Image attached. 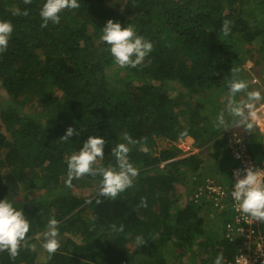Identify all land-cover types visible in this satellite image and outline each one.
<instances>
[{"label": "trees", "instance_id": "obj_1", "mask_svg": "<svg viewBox=\"0 0 264 264\" xmlns=\"http://www.w3.org/2000/svg\"><path fill=\"white\" fill-rule=\"evenodd\" d=\"M43 2L0 0V19L13 24L0 52V198L23 208L30 221L17 255L0 249V264H213L219 253L230 264L246 242L207 230L212 214L206 207L214 208L199 190L203 174L221 168L218 159L216 167L204 163L202 154L218 139L231 155V137L252 144L264 135L248 113L245 125L228 129L215 118L226 105L224 81L231 69L245 78L240 66L256 44L262 56L255 72H263L264 0H121L118 7L79 0V8L61 11L59 23L42 27ZM17 9L28 14L16 15ZM108 18L131 23L152 42L136 67L116 64L100 39ZM233 97L234 104L241 101ZM68 126L78 131L62 141ZM91 134L106 140L94 166H114L111 147L125 135L137 141L129 158L139 174L116 198L100 193L99 176L82 175L99 185L88 197L69 181L67 160ZM158 140L169 146L159 147ZM175 142L199 150L181 157L185 150ZM248 151L264 166L255 148ZM50 218L58 221L60 241L52 254L41 247ZM226 219L218 222L223 230ZM137 236L145 243L138 246Z\"/></svg>", "mask_w": 264, "mask_h": 264}, {"label": "clouds", "instance_id": "obj_2", "mask_svg": "<svg viewBox=\"0 0 264 264\" xmlns=\"http://www.w3.org/2000/svg\"><path fill=\"white\" fill-rule=\"evenodd\" d=\"M79 7V0H44L39 10V16L42 20L41 26H47L49 21L59 23L60 13L63 9H77ZM14 14L27 15L28 11L27 9H17ZM100 28V39L106 42L115 63L122 68L136 67L153 48L152 42L138 34L131 23L122 24L119 19L108 18ZM222 31L225 35L230 32L228 21L223 22ZM12 32L13 24L9 20L0 19V52H4L8 48ZM231 73V77L224 81L228 91L235 94L246 90L248 88L247 82L237 78L234 69H231ZM261 99L259 91H247L245 106L252 109L255 103ZM228 116L231 117L230 120L226 119L224 113L218 117V124L223 126V129H228L229 124L237 127L246 124L243 107L239 104H233L228 109ZM246 126L252 127L250 123H247ZM77 131V128L68 126L60 138L62 141H69L70 137ZM105 143L106 140L103 135H89L79 150L69 156L67 160L68 175L69 177H80L84 174L99 176L100 193L107 197L116 198L119 193L133 185L139 174V169L134 166L129 158L130 145L137 143V141L132 136L125 135L122 142L111 147V153L115 157V165L109 167L94 166L97 159L105 155ZM142 150L149 151L147 146H144ZM233 175L235 179L231 189V197L237 209L244 215L264 221V177L252 167L235 169ZM57 224V219L50 218L48 227L43 233L44 239L41 241V247L49 254L55 253L60 247ZM113 227L115 228V226ZM29 228L30 221L23 208L16 207L7 196L0 198V249H7L10 255L15 257L21 243L26 240ZM116 230H122V226ZM136 243L138 246L144 244L145 238L137 236ZM32 247L34 248L35 245ZM223 260V253H219L216 255L213 264H223Z\"/></svg>", "mask_w": 264, "mask_h": 264}, {"label": "built area", "instance_id": "obj_3", "mask_svg": "<svg viewBox=\"0 0 264 264\" xmlns=\"http://www.w3.org/2000/svg\"><path fill=\"white\" fill-rule=\"evenodd\" d=\"M248 116L258 129L264 132V102L251 109ZM229 141L231 142V156L238 162L237 165L230 167L232 183L230 186L225 187L208 176L204 179L205 184L199 190V194L207 196L214 209L219 212L226 211L230 213V218L226 219L224 223L223 235L225 238L229 241L237 238L245 239L246 250L236 253L230 264H264V227H261L260 220L242 214L231 197V189L235 179L233 171L235 169L252 167L264 177V166L256 163L241 138L231 137ZM227 196H229L228 203L225 201Z\"/></svg>", "mask_w": 264, "mask_h": 264}, {"label": "rangeland", "instance_id": "obj_4", "mask_svg": "<svg viewBox=\"0 0 264 264\" xmlns=\"http://www.w3.org/2000/svg\"><path fill=\"white\" fill-rule=\"evenodd\" d=\"M108 2H109V4H112V5H117L118 3H121V5H122L121 0H108ZM119 5H117V7ZM254 44H256V43H254ZM256 45L258 46V44H256ZM257 46L253 47V50H252L251 54H247V58H245V60L242 62L241 66H240L241 73L244 74V76H245V78L243 80L247 82L248 88L246 90H242L241 92L237 93L238 96H240V98H241V101L238 104L243 107V112L246 115L250 111L245 106V102L247 101V91H252V90L259 91V90L264 88V69H263V72L261 73V76H259V77H258V75L255 72L258 69L259 65H260V62L258 64V62H256V60L258 58L260 60V57L262 56V54L258 50ZM119 73H122V72H119ZM2 95H5V94L2 93ZM221 95L224 98V100H226V102H225L226 105H225V107L222 108V113L225 114V117L227 119L229 117L228 116V109L234 104V100L232 99L233 93H230L228 91L227 87H225V90H223ZM214 100H217V96H215ZM209 105H210L209 103H204V106H209ZM254 107H255V105H254ZM219 116L220 115L218 113L217 116H215V118L218 120ZM230 125L231 124H229L228 126H230ZM216 130H218V129H215V132H216ZM256 135H258V134L256 133ZM157 142H158V146L159 147L169 146V144L166 141L158 140ZM261 143L264 144V135H262V137L259 136L258 137V141L256 143V149L254 151L255 152L254 155H256V157L258 159H264V155H263L264 146H262ZM175 145L178 146L179 148H182L183 150H185V152L180 155L181 157L185 156V155H187L189 153L196 152L197 150H199V148H195V147H193L190 150H188L190 147L187 145V143H183V142H179V143L175 142ZM260 146H262V148ZM214 148L217 151V155H215L216 153H214ZM219 154H220L221 157L219 156ZM202 158H203L202 160L204 161V163H206V162L209 163L210 162L209 163L210 165H212L213 161H216L215 159H218L219 162H217V165L220 166L221 170H217V172H221L220 176H219V174L217 172H211V174H208V173L205 174L204 173V175L205 176H212V177H214V176L219 177L218 179H219L220 183L223 186H225V187L230 186V184L232 183V178H231L229 169H230V167H232L234 165H237V161L234 160L229 153L226 154L225 146L222 145V143L220 142V139H218L217 141L211 143L209 148H206L203 151ZM212 167H216V164H213ZM68 180L69 179H67V181ZM69 181H71V186L74 189V191L80 192L81 194H83V196H86V197L92 196L93 194H95L97 192L98 187H99V185L97 183H94V182L90 181L89 179L84 178L83 176H80V177H74L73 176V177L70 178ZM182 200L183 199H181V201ZM225 201H227V203L229 202V196L226 197ZM206 209H208L206 211H209V214H213V212H214V214L211 215V217H213V218H216V217L218 218L219 217L218 220L221 219L222 216L220 217L219 211L217 209H213L214 211L212 212L211 211L212 208H210L209 205L206 207ZM88 214H90V212H88ZM89 216L92 217L93 214H90ZM224 219H226V217L222 218V221ZM206 222H208V223H206L208 225L207 226V230H209L210 232H214V234H216L215 237L218 238V235H219V232H220V228H219L218 225L216 226L214 219H211L210 221H206ZM205 236H207V232H204V235H201V237H199V239H201V238L203 239ZM210 237L211 236L209 235L208 236V241H209ZM30 245L33 246V245H35V243H32ZM201 258H202V256H197L196 263H198V261L201 260Z\"/></svg>", "mask_w": 264, "mask_h": 264}, {"label": "crops", "instance_id": "obj_5", "mask_svg": "<svg viewBox=\"0 0 264 264\" xmlns=\"http://www.w3.org/2000/svg\"><path fill=\"white\" fill-rule=\"evenodd\" d=\"M264 89V88H263ZM259 92H260V94H261V97H262V99L260 100V101H257L256 103H255V107H257L260 103H262V101L264 100V97L262 96V93H261V90H259ZM254 107V108H255ZM249 110H251V109H249ZM246 145H247V148H248V146L249 147H252V148H255L256 149V143H252V144H250V143H246ZM262 160H264V159H262ZM229 169V168H228ZM229 171H230V175L232 174L231 173V170L229 169ZM218 174H219V176H220V173L221 172H217ZM206 174V173H205ZM208 177V176H207ZM209 177H211L212 179H214L215 181H217V182H219L220 183V181H219V177H216V176H214V177H212V176H209ZM205 178V175L203 174V177H202V180ZM205 197H207V196H205ZM210 203H211V201H210ZM212 205V204H211ZM206 210H208V209H206ZM213 212V211H212ZM213 214H214V212H213ZM212 214V215H213ZM220 217H221V215H220ZM211 219H214V221H215V224H216V226L219 224L218 222H220L221 224L223 223L222 222V218L220 219V220H218V218L216 217V218H213V217H210ZM220 228V232H219V235H220V237H219V235H218V237L219 238H221L222 236H223V228L222 227H219ZM211 235H212V232L210 233ZM206 237V236H205ZM211 238V237H210ZM223 238V237H222Z\"/></svg>", "mask_w": 264, "mask_h": 264}]
</instances>
